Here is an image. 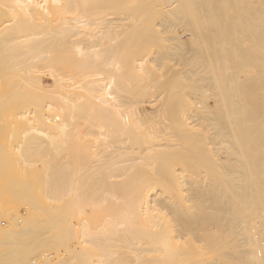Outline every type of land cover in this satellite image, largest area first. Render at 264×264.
I'll list each match as a JSON object with an SVG mask.
<instances>
[{"label": "bare ground", "instance_id": "1", "mask_svg": "<svg viewBox=\"0 0 264 264\" xmlns=\"http://www.w3.org/2000/svg\"><path fill=\"white\" fill-rule=\"evenodd\" d=\"M0 5V264H264V0Z\"/></svg>", "mask_w": 264, "mask_h": 264}, {"label": "rangeland", "instance_id": "2", "mask_svg": "<svg viewBox=\"0 0 264 264\" xmlns=\"http://www.w3.org/2000/svg\"><path fill=\"white\" fill-rule=\"evenodd\" d=\"M1 6H2V5H0V8H3V9H4V7H3V6L1 7ZM244 6L246 7L247 4H245ZM244 6H243V7H244ZM249 7H250V6L248 5L247 8H249ZM234 8H235V7L232 6L231 10L234 9ZM251 8H252V13H251V15H252V17H253V16H254V17H253V18L251 17V21H250V22H245V21H244V23H247L248 25H250V26L252 25V26H253L254 23L256 24L255 21L258 20L257 18L259 17V14L253 11L254 7H252V6H251L250 9H249L250 11H251ZM235 10H236V9H234V11H233V10H232V11L235 12ZM232 11H231V12H232ZM253 12H254L255 14H254ZM256 15H257V16H256ZM255 18H256L257 20H256ZM259 21H260V20H259ZM257 23H258V22H257ZM178 24H179V23H178ZM239 25H242V23L239 24ZM180 26H181V27H180ZM180 26H179V29H182V25H180ZM242 33H244V32H242ZM242 33H241V36H242L243 39H241V41H240L241 36H240V37L238 36L237 38H238L239 40H238L237 38H235V40H233V44H234V45H235V44H239V42H240L239 45H243V44H244V45H243L242 47L240 46V48H239V47H234L235 49H234V48H233V49L236 50V52H234V54L237 55L238 57H236V56H235V57H232V56H234V54L232 53V55L230 56V58H231V59H234V58H235V60H237V58H238V60H239V59H242V58H245V57H246V58H247V61H248V64H247L246 66H248V65H249V66H254V65H255L254 67L257 66V67H256V70H257V68L259 69V68H260L259 66H261V61H260V59H261V58H264V53H261V54H260V52H258L257 50L260 49V50L264 51V49H262V47H260V46L258 45L259 42L256 40L257 37H256V35H255V32H251L250 34H249V33H246V34L244 33V34H245V37H244V34H242ZM253 33H254V34H253ZM248 34H249V35H248ZM252 34H253V35H252ZM251 35H252V36H251ZM246 36H247V37H246ZM250 36H251V37H250ZM253 36H254V37H253ZM252 38H253V39H252ZM254 38H255V39H254ZM245 39H246V40H245ZM250 39H251V40H250ZM242 40H243V41H242ZM234 41H235V42H234ZM236 41H237V43H236ZM247 41H248V42H247ZM243 42H244V43H243ZM245 42H246V43H245ZM251 42H252V43H251ZM248 43H249V44H248ZM254 43H255V44H254ZM245 44H246V46H245ZM252 44H253V45H252ZM248 45H250V46H248ZM244 46H245V47H244ZM246 47H247V48L249 47V48H248L249 50H248ZM251 47L253 48V50H251V49H252ZM256 47H257V48H256ZM242 48H245V49L248 50V51H246L245 49H242ZM254 48H255L256 50H255ZM238 49H239V50H238ZM244 50H245L246 52H245ZM240 51H242V52H240ZM243 51H244V52H243ZM237 52H238V54H236ZM251 52H252V53H251ZM240 53H241V54H240ZM254 53H255V54H254ZM256 53H259V54H256ZM242 54H244V56H242ZM246 54H247V55H246ZM252 54H253V55H252ZM250 55H251V57H250ZM255 55H256V56H255ZM257 55H260V57L257 56ZM248 56H249L250 58H248ZM253 56H255V57H253ZM239 57H240V58H239ZM253 58H255V59H253ZM252 59H253V60H252ZM249 61H251V65H250V62H249ZM259 62H260V64H259ZM238 63H239L240 65L242 64V66H245V64H244L245 62H244V61L237 62V63L235 62L234 64H235V65H239ZM252 63H256V64H252ZM165 71L169 73L170 70H169V69H167V70L165 69ZM170 72H171V71H170ZM260 72H261V74H263V73H262L263 70L261 71V69L255 71V72H253V73L256 75V74H259ZM261 81H262V80H261ZM259 82H260V81H259ZM211 101H212V100H211ZM211 101L209 102L210 104L213 103V102H211ZM211 105H213V104H211ZM0 132H1L2 134H3V132H4L3 135L6 136V137H7V140H8V136H9V135H8L9 133H7L8 131H6V130H0ZM5 132H6V135H5ZM4 136L0 135V139H1L0 143H1V142H2V143H5L4 141H5L6 137H5V139H4ZM3 139H4V140H3ZM6 142H7V141H6ZM8 163H9L8 166H3V167H2V170L0 169L1 171H3V172H1V173L3 174L4 171L6 170V173H7V175H8L9 177H11L12 175H9L8 172H10V174H12V173L14 174V175L12 176V179H13L14 177H16V175L20 178V173L17 172L18 167H16V163H17V162H16L15 160H12V161H10V162H8ZM14 163H15V165H14ZM11 164H12V165H11ZM9 165H10V167H9ZM14 166H15V167H14ZM0 168H1V167H0ZM8 168H9V169H8ZM15 168H16V169H15ZM10 170H11V171H10ZM12 170H13V171H12ZM6 173H5L4 175H6ZM0 175H1V174H0ZM25 175H26L28 178L30 177L29 179H32V178H33V175H31L30 173L25 174ZM1 176H2V175H1ZM5 177H6V176H4V178H5ZM24 177H25V176H24ZM31 177H32V178H31ZM0 178H1V179H0V180H1L0 184L2 183L1 185H3V183H4V184H7V183L11 180L10 178H8V181H5V182H6V183H5V182H2V177H0ZM5 179H7V178H5ZM1 185H0V187L2 188ZM3 187H6V189H4V190H5V191H9V193H11V194L8 195V197H6V195L9 194V193L6 194V193L4 192V190L1 189V190H0L1 193H2V191H3V193H5L6 195L4 194V195H5V196L3 195L4 197H3L2 195H0V200L3 201V203H4V202H5V203H10V204L12 205V203H11L12 201L10 202L9 198H11V200H12L15 196L11 197V196L13 195V193L10 192V189L7 187V185H5V186L3 185ZM7 188H8L9 190H8ZM16 194H17V193H16ZM16 194H14V195H16ZM19 194H20V196H19ZM28 194L31 195L30 193H28ZM17 195H18L19 199L21 198V199L23 200L24 198H26L25 203L27 202L28 198L31 197V196H28V195L26 196V194H25V195H22V193H20V190H19V193H18ZM21 195H22V196H21ZM1 196L3 197V200L1 199V198H2ZM9 196H10V197H9ZM5 197H6V198H5ZM18 197H17V198H18ZM19 199H18V200H19ZM29 199H30V198H29ZM13 200H14V202H13V205H12V206H14V204H16L15 202H18V203H19V201H15V200H17V199H13ZM1 201H0V204H2ZM23 202H24V201H23ZM5 203H4V204H5ZM21 203H22V202H21ZM22 204H23V203H22ZM22 204H18V205H22ZM26 204H27V203H26ZM18 205H15L14 207H15L18 211L20 210L19 212H25V211H26V207L24 208L25 204H24L22 207H21V206H18ZM16 206H18V207H16ZM20 207H21V208H20ZM19 208H20V209H19ZM22 208H23V209H22ZM16 209H15V210H16ZM24 209H25V210H24Z\"/></svg>", "mask_w": 264, "mask_h": 264}]
</instances>
